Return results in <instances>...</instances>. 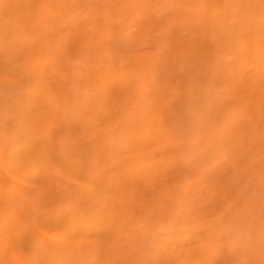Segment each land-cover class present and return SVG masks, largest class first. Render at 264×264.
<instances>
[{
  "label": "bare ground",
  "instance_id": "bare-ground-1",
  "mask_svg": "<svg viewBox=\"0 0 264 264\" xmlns=\"http://www.w3.org/2000/svg\"><path fill=\"white\" fill-rule=\"evenodd\" d=\"M0 264H264V0H0Z\"/></svg>",
  "mask_w": 264,
  "mask_h": 264
}]
</instances>
